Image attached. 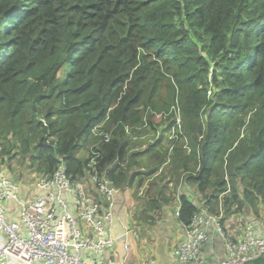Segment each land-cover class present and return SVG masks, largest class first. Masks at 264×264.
Returning <instances> with one entry per match:
<instances>
[{
  "label": "trees",
  "instance_id": "obj_1",
  "mask_svg": "<svg viewBox=\"0 0 264 264\" xmlns=\"http://www.w3.org/2000/svg\"><path fill=\"white\" fill-rule=\"evenodd\" d=\"M104 121L112 140L96 146ZM136 124L156 140L129 152ZM91 146L121 157L115 180L155 214L184 176L182 223L195 195L261 216L264 0H0V169L52 174L65 157L83 178Z\"/></svg>",
  "mask_w": 264,
  "mask_h": 264
},
{
  "label": "built area",
  "instance_id": "obj_2",
  "mask_svg": "<svg viewBox=\"0 0 264 264\" xmlns=\"http://www.w3.org/2000/svg\"><path fill=\"white\" fill-rule=\"evenodd\" d=\"M104 124L92 129L96 146L112 140L113 130H104ZM126 131L131 133L132 127ZM88 157L83 178L70 174L65 157L52 174H38L35 182L27 176L28 195H23V185L11 172L0 169V264H108L107 257L119 242L130 255V236L138 237V229L129 226L118 209L123 203L119 198L130 187L120 186L114 178L126 163L119 155L107 159L93 146ZM12 201L21 208L19 221L8 218ZM193 202L198 209L190 223H183V239L167 264H249L264 257V220L227 215L224 205V212H212L199 196ZM177 203L180 218V199ZM217 238L224 244L223 256L214 252ZM88 252L93 261L84 256ZM119 264H126V259ZM145 264L161 263L148 257Z\"/></svg>",
  "mask_w": 264,
  "mask_h": 264
},
{
  "label": "crops",
  "instance_id": "obj_3",
  "mask_svg": "<svg viewBox=\"0 0 264 264\" xmlns=\"http://www.w3.org/2000/svg\"><path fill=\"white\" fill-rule=\"evenodd\" d=\"M25 179L26 175L25 178L22 177V181H20V183L23 185V195H28L31 186ZM123 198L124 201L128 203L130 210H132L135 203L133 194L131 192L125 193ZM120 204L121 201L119 202L118 209L121 211V216L124 219V217L128 216V209L124 206L126 204H124L122 208L120 207ZM162 210L165 211L162 212ZM162 210H157L156 214L148 211L152 217L156 218V221L154 219L155 224L152 225L151 222H144L142 224L139 220V228L142 231L140 230V237H132L130 255H128L127 250L124 249V243L119 242L117 244L115 254H113L112 257H108V264H119V262L124 259H126V264H145L146 258L148 257H152L161 264L169 263V261L172 260L173 251L178 247L179 243L183 239V223L179 217L176 216L177 219L175 218L174 211L172 209H166V207H163ZM20 214L21 208L18 206L16 201L10 202L8 218L12 221H19ZM146 228H150V233H152L150 236L144 235ZM118 230H121V228ZM4 240H6V238H4ZM214 252L219 256H223L225 254L224 244L220 238L215 240ZM84 256L93 261L91 253L88 252ZM6 264L13 263L10 262ZM249 264H255V262Z\"/></svg>",
  "mask_w": 264,
  "mask_h": 264
},
{
  "label": "rangeland",
  "instance_id": "obj_4",
  "mask_svg": "<svg viewBox=\"0 0 264 264\" xmlns=\"http://www.w3.org/2000/svg\"><path fill=\"white\" fill-rule=\"evenodd\" d=\"M110 111H111V109H110ZM158 116H160L159 114H157ZM148 115H146L145 116V118L147 117ZM142 130H144V128L142 127V126H140L139 124L137 125L136 124V127H135V129L134 130H132L131 131V133H129L128 134V138H131L132 139V142H134V146H133V148H131L130 149V151L129 152H134V151H138V150H141V149H143V148H148V145L150 144V142H154L155 140H156V138H155V135H154V132H152V131H149L147 134L146 133H141V134H139L138 132H136V131H139V132H141ZM139 140H143L142 141V143H140L139 142ZM82 151L84 152V155L86 156V157H88V152L86 151V148H83L82 149ZM139 163L137 164H135V167L137 168V169H141V170H148V171H150V167H149V162H148V160H147V158L146 157H141V158H139ZM169 163V160L167 161V162H165L164 164H163V166H162V168L160 169V171H162L166 166H167V164ZM12 165H13V171H11L10 169H8L7 168V170L9 171V172H11L15 177H18V178H20V175H26V177L28 176L29 178H31L32 179V181H34L35 182V180H36V176L39 174L40 175V173H38L37 171V168H34V169H30V168H25V166H21V165H19L17 162H15V164L14 163H12ZM15 172H17V173H15ZM184 174V173H183ZM182 174V175H183ZM158 175H160V174H155V175H153V176H158ZM153 176L152 175H149V177L150 178H148L147 180H146V182H145V184H147L148 182H149V179H153ZM26 180V179H25ZM183 180H184V176H182V177H180V180H179V182H177V183H175V184H171L173 187H174V189H173V194H170L168 197L169 198H171V205H173V204H175L176 206H177V202H179V199H178V196H180V189H179V187H181L182 186V182H183ZM156 196H158L159 195V193H156L155 194ZM175 196H177V198L175 199ZM143 198V199H142ZM153 198V196H151L150 195V198L149 197H145L144 198V196L143 195H141L140 196V198L138 197V195H135L134 196V199L136 200V202H137V206L134 208V212L133 211H130V210H128V216H126V217H124V219L125 220H127L126 221V223L129 225V226H131V227H135V228H137L138 229V233H140V228H139V223H138V221L140 220V222L141 223H144L142 220H146V221H149V222H151L152 223V225H154L155 224V221H154V218L151 216V214L150 213H153L154 211H153V209L152 208H155L158 204H160L161 202H158V204L156 205L155 203H151V200L150 199H152ZM143 201H144V203H143ZM145 201H146V203H145ZM142 204H143V206H145L144 207V211H142L143 209H142ZM223 205H224V200L219 204L218 202H214L211 206H212V212H217L218 211V209L221 211V212H224V207H225V205H224V207H223ZM158 207V206H157ZM163 207H166V206H163ZM162 207V208H163ZM174 207V206H173ZM226 208V207H225ZM136 210H139V213L138 212H136L135 213V211ZM150 213H149V212ZM173 211H174V216H175V218H176V207H174V209H173ZM253 215H255L257 218H263V216H264V211H262V214H261V216H257L256 214H254V213H252ZM177 219V218H176ZM259 222L261 223L262 222V220H259ZM118 226H119V223L118 222H116L115 223V227L116 228H118ZM142 231V230H141ZM152 233H150V228H146L145 229V231H144V235L145 236H150ZM139 235V234H138ZM132 237H137V236H135V235H131L130 236V241H132ZM138 237H140V236H138ZM136 240H138L137 238H135Z\"/></svg>",
  "mask_w": 264,
  "mask_h": 264
},
{
  "label": "clouds",
  "instance_id": "obj_5",
  "mask_svg": "<svg viewBox=\"0 0 264 264\" xmlns=\"http://www.w3.org/2000/svg\"><path fill=\"white\" fill-rule=\"evenodd\" d=\"M92 135H93V133H92ZM93 136H94V135H93ZM88 153H89V152H88ZM122 186H124V185H122ZM125 193H127V192H125ZM122 197H123V196H121L119 199L122 200ZM195 197H196V195H195ZM195 197H194V198H195ZM194 198H193V199H194ZM180 218H181V217H180ZM261 219H262V218H261ZM262 220H264V219H262Z\"/></svg>",
  "mask_w": 264,
  "mask_h": 264
}]
</instances>
